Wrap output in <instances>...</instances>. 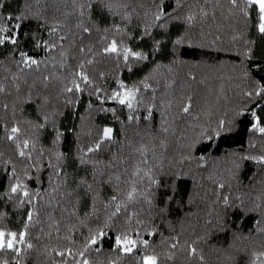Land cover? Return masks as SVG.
I'll list each match as a JSON object with an SVG mask.
<instances>
[{"label": "trees", "instance_id": "16d2710c", "mask_svg": "<svg viewBox=\"0 0 264 264\" xmlns=\"http://www.w3.org/2000/svg\"><path fill=\"white\" fill-rule=\"evenodd\" d=\"M258 25L245 0H0V231L26 234L0 264H264Z\"/></svg>", "mask_w": 264, "mask_h": 264}, {"label": "snow or ice", "instance_id": "6c2138e0", "mask_svg": "<svg viewBox=\"0 0 264 264\" xmlns=\"http://www.w3.org/2000/svg\"><path fill=\"white\" fill-rule=\"evenodd\" d=\"M232 4L235 5L237 3V0H231ZM245 3L249 6V7H255L258 9V13H259V31L264 33V0H245ZM163 9H161V15H163ZM160 16H157V19H159ZM9 20L12 19V17H8ZM18 19V18H17ZM189 19H191V17H189ZM14 28H19L20 25L16 24L13 26ZM12 31V28L8 27V26H0V44H4L5 42H10L12 44L16 43V39L14 38V35H9L8 33ZM55 31V29L53 30ZM87 31V29H86ZM177 43H180V41H177ZM106 52L108 53H117V46L115 41H113V43L105 49ZM129 55L136 57L138 59H144V57L140 54V53H136V52H132L130 49H125L124 50V58L125 60L128 59ZM25 64L28 66L37 64L36 60H29L28 58H25ZM81 79L85 82L88 83V77L86 75H82ZM121 87L123 88V85H121ZM76 90L79 91V85H76ZM68 91H72V89H68ZM256 96H260L261 94H264V87L259 88L255 93ZM249 96L253 95V93H248ZM111 99L116 100L119 104L121 105H126L129 109L133 108V100L135 99V93L132 90H128L124 93L123 96H121V94L119 92L113 93V95L111 96ZM190 107V106H189ZM189 107H185L184 111L188 112ZM253 119L255 120V123H253L252 128L258 130L261 133H264V127H260L259 126V118L256 115V112L253 111L251 113ZM132 117L129 116V120H131ZM221 129H223V122H221ZM112 128H104L103 129V135L102 138L100 140L99 143H97L95 145L96 149H99L100 144L104 142V140H110L111 139V135H112ZM19 132V129L16 127H13L11 129V133L13 135H10L8 137V139L12 140L15 138L16 133ZM217 135H219V133H216ZM19 147V145H18ZM28 147V142L25 141L24 142V148ZM94 149H89V151H93ZM19 155L21 157L25 156V152L24 151H20ZM247 159V158H246ZM255 159V158H253ZM258 162L259 163H264V157H260L258 158ZM138 174V173H137ZM145 175L147 176L148 173H145ZM151 179V178H150ZM152 183L155 184L157 183L156 181L152 180ZM18 187H22L20 185L14 186L12 187L11 191L13 193L17 192ZM220 188H224L225 186L223 184L219 185ZM136 192L135 187H133L132 191L129 193V200H132L134 197V194ZM23 195L25 197H27L29 195V193L27 191L23 192ZM113 199L115 200V197H113ZM167 199H171V194L169 193L167 195ZM224 203L225 205L228 204V198L224 197ZM120 211V206L117 205L116 207V213H118ZM115 214V213H114ZM32 216L31 214L28 215V220L31 221ZM25 232H20L19 235L15 232H9V233H5L4 231H0V250H12L17 252V254L19 253V249L16 247L17 244H23L25 241ZM105 235L103 233V231H100L99 233H97V237L99 236H103ZM97 237H93V239L91 240V244H96L97 243ZM137 241L134 239H130L127 235L124 236H117L115 238V244L118 248H122V250L125 253H130L133 248L136 246ZM142 243L147 246V241L144 240L142 241ZM28 247H31V245L29 244ZM193 251H195L193 249ZM61 255H63V253H61ZM81 255H83V253H81ZM84 264H87V261H84ZM143 264H157V260L156 257L154 256H145L143 258Z\"/></svg>", "mask_w": 264, "mask_h": 264}]
</instances>
